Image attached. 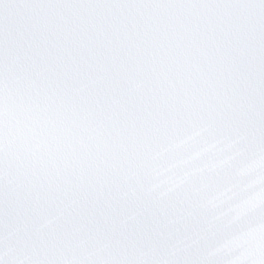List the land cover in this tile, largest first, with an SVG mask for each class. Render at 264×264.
<instances>
[{
    "label": "snow or ice",
    "instance_id": "snow-or-ice-1",
    "mask_svg": "<svg viewBox=\"0 0 264 264\" xmlns=\"http://www.w3.org/2000/svg\"><path fill=\"white\" fill-rule=\"evenodd\" d=\"M0 264H264V0H0Z\"/></svg>",
    "mask_w": 264,
    "mask_h": 264
}]
</instances>
